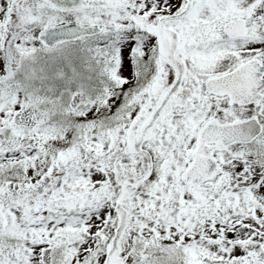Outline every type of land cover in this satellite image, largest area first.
<instances>
[{
	"label": "snow or ice",
	"instance_id": "obj_1",
	"mask_svg": "<svg viewBox=\"0 0 264 264\" xmlns=\"http://www.w3.org/2000/svg\"><path fill=\"white\" fill-rule=\"evenodd\" d=\"M0 264H264V0H0Z\"/></svg>",
	"mask_w": 264,
	"mask_h": 264
}]
</instances>
